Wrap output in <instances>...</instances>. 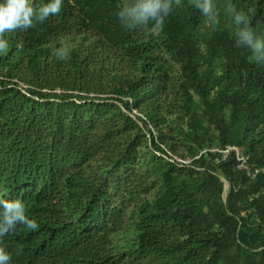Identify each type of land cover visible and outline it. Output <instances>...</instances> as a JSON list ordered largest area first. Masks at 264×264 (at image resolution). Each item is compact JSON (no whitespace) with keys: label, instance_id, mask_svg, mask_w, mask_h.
Masks as SVG:
<instances>
[{"label":"trees","instance_id":"1","mask_svg":"<svg viewBox=\"0 0 264 264\" xmlns=\"http://www.w3.org/2000/svg\"><path fill=\"white\" fill-rule=\"evenodd\" d=\"M122 3L64 0L58 16L6 36L0 199H21L39 228L18 226L2 246L12 264H227L232 253L264 264V64L235 46L225 0L215 26L182 0L158 34L125 31ZM233 3L254 8L264 36V0ZM226 146L255 175L236 152L217 162L208 151ZM210 163L231 184L227 203L200 196Z\"/></svg>","mask_w":264,"mask_h":264},{"label":"clouds","instance_id":"2","mask_svg":"<svg viewBox=\"0 0 264 264\" xmlns=\"http://www.w3.org/2000/svg\"><path fill=\"white\" fill-rule=\"evenodd\" d=\"M71 2V0H70ZM190 6L198 9L205 17V22L215 26L219 23V12L214 0H188ZM64 6V0H48L39 5L34 0H0V54L7 53L9 41L6 36L18 31H27L43 24L49 17L58 16ZM182 6V0H123L117 17L125 31L143 29L152 33L163 31L165 21ZM225 13L233 20V39L237 48H247L257 64H264V36L258 35L251 24L254 8L237 9L233 0H225ZM151 25V27H149ZM17 51H23L18 44ZM58 60H67L69 49L61 44L53 49ZM20 230L35 232L39 225L27 215V206L21 199H0V264H12V253L2 246L6 235ZM23 253V245L18 246L17 255Z\"/></svg>","mask_w":264,"mask_h":264},{"label":"rangeland","instance_id":"3","mask_svg":"<svg viewBox=\"0 0 264 264\" xmlns=\"http://www.w3.org/2000/svg\"><path fill=\"white\" fill-rule=\"evenodd\" d=\"M227 26V24L225 25ZM206 31V29H205ZM182 145V144H181ZM210 172L203 174V181L199 186L200 196L201 198H206L208 196H213L216 204H221L223 201V181L219 177L216 178L215 173L221 175L217 172L214 164H209ZM198 218L206 225H211L213 223V219L210 218L205 211H199ZM240 241L247 244L252 245L254 248L259 249L263 246L261 243L260 237L256 232L249 233L245 230H241L239 234ZM246 241L248 243H246ZM237 262L236 254L232 253L226 259L227 264H235Z\"/></svg>","mask_w":264,"mask_h":264},{"label":"built area","instance_id":"4","mask_svg":"<svg viewBox=\"0 0 264 264\" xmlns=\"http://www.w3.org/2000/svg\"><path fill=\"white\" fill-rule=\"evenodd\" d=\"M206 151L201 152L200 154H203ZM208 151L217 154V162H220L221 160L227 159L232 152H236L235 154H236L238 160L240 161V164L238 167L242 170L247 171L249 175L253 174L252 166H250V164L248 162L249 156L247 154L243 153L242 148L234 147V146H226L223 149L222 148H210V149H208ZM190 161L191 160L185 161V162H190ZM259 172H260V170L257 169L256 173H259ZM253 175H255V174H253Z\"/></svg>","mask_w":264,"mask_h":264},{"label":"water","instance_id":"5","mask_svg":"<svg viewBox=\"0 0 264 264\" xmlns=\"http://www.w3.org/2000/svg\"><path fill=\"white\" fill-rule=\"evenodd\" d=\"M218 175V177L220 176V178L222 179V181H223V186H224V190H223V201H224V203H227V201H228V197H229V195H230V192H231V184H230V182L225 178V177H223L222 175H219V174H217ZM228 187V188H227Z\"/></svg>","mask_w":264,"mask_h":264},{"label":"crops","instance_id":"6","mask_svg":"<svg viewBox=\"0 0 264 264\" xmlns=\"http://www.w3.org/2000/svg\"><path fill=\"white\" fill-rule=\"evenodd\" d=\"M209 170H210V169H209ZM215 176H216V178L218 177V175H217L216 173H215ZM257 234H258V233H257ZM258 236H259V235H258ZM246 243H248V242L246 241ZM260 248H261V247H260ZM260 248H259V249H260Z\"/></svg>","mask_w":264,"mask_h":264},{"label":"bare ground","instance_id":"7","mask_svg":"<svg viewBox=\"0 0 264 264\" xmlns=\"http://www.w3.org/2000/svg\"><path fill=\"white\" fill-rule=\"evenodd\" d=\"M228 188V187H227Z\"/></svg>","mask_w":264,"mask_h":264}]
</instances>
